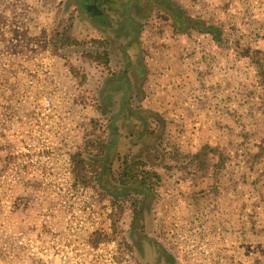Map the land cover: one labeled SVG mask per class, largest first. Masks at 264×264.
<instances>
[{
  "label": "rangeland",
  "instance_id": "374dc122",
  "mask_svg": "<svg viewBox=\"0 0 264 264\" xmlns=\"http://www.w3.org/2000/svg\"><path fill=\"white\" fill-rule=\"evenodd\" d=\"M64 1L0 0V264H125L126 260V255L116 258L113 244L99 247L101 253L91 252L86 240L94 230H108L107 212L92 200L90 192L70 186L69 155L82 143L92 140L106 147L111 139L102 127L94 133L97 138L84 136L90 129L89 119L95 114L92 104L101 106L97 96L107 73L92 69L94 61L89 57L95 49L82 47L81 43L88 42L95 33L85 27L87 24L78 14L67 31L68 41L60 38L65 25L61 19L68 11ZM186 1L195 7V13L202 11L207 18L217 21L215 24L231 43L264 59V0ZM194 11L190 9L191 15ZM134 14L142 20L141 14ZM161 17L155 13L146 20ZM153 39L142 42L151 59L145 105L157 109L163 108V103H158L157 91L167 86L164 80L169 81L161 71L185 76L189 74V63L182 59L184 56L173 60L174 54L164 55L156 49L157 42L153 45ZM59 44H64V48L57 52ZM221 49H213L212 64L216 69H225L227 76H236L241 69L248 73L256 70L253 60ZM83 53L90 77L82 90L78 87L81 71L76 65ZM166 58L173 66L168 65ZM67 65L73 66L79 75L72 76ZM257 73L262 75L260 70ZM177 76L174 77L179 79ZM190 90L197 92L198 88L192 85ZM257 91L262 117L249 121L255 108L246 101L247 112L235 111L228 121L229 128L238 133L245 163L238 167L225 163L219 167L217 157L211 155L203 174H192L187 178L190 181L179 184L170 182L176 169L167 170L169 161L156 156L161 130L154 125L143 130L137 124V131L132 132L130 120L120 124L116 148L102 171V185L114 196L119 193L120 168L125 159L129 163L140 162L142 171L156 172L162 183L154 194L152 189L139 186L134 192L130 188L124 191L132 210H141L136 222L132 211L124 216L125 228L132 221L128 240L141 263L159 264L153 258L155 251L150 252L146 244L155 241L153 221L162 233L161 238L171 247L174 238L169 235L179 231L187 237L190 228L185 225H190L196 215L198 227L216 229V239L218 227L219 236L225 231L221 240L228 241L227 251L232 257H239L241 252L242 264H264V88ZM116 108L108 107L107 115L116 112ZM171 111L166 110L165 115H171ZM170 123L168 133L179 127L174 119ZM250 126L255 131L248 135ZM168 133L166 129V138ZM238 156L234 157L237 162ZM241 228L239 248L236 231ZM141 238L144 242H140ZM215 243L217 246L221 241ZM169 264L175 262L170 260Z\"/></svg>",
  "mask_w": 264,
  "mask_h": 264
},
{
  "label": "built area",
  "instance_id": "2783aa9c",
  "mask_svg": "<svg viewBox=\"0 0 264 264\" xmlns=\"http://www.w3.org/2000/svg\"><path fill=\"white\" fill-rule=\"evenodd\" d=\"M183 1L189 10L191 9L194 11L195 7L192 4L188 3L186 0ZM191 17L205 22L217 23L214 19L211 20L207 18V15L202 11H198V13H195L194 11V15H191ZM153 40V45L157 42L156 45L158 46L156 49L161 53L163 52L164 55L174 54L175 57L169 56L173 60L179 59L180 56H184L185 58L182 59H186L189 63V68L187 69L189 74L185 76L180 73L179 76H177L178 74L174 75L172 73L167 75L165 71L162 70L161 72H164V79H169V81L164 80V85L167 86H164L160 91H157L159 94L158 103H163V108L158 107L156 109L151 105H147L149 108L158 111L164 117L167 124V133L169 130L168 127L171 125L170 122H172L173 119L177 122L179 127H175V129L173 127V130L169 131L167 138L165 136L166 142L173 146V148L181 155H193L197 153L201 147L209 146L218 150L226 157V165L238 167L244 164L245 156H241L244 155V151L240 145V138L238 137L237 132L229 128L228 121L231 120V115L235 111L239 113L247 112V106L244 105L246 101H250L251 106L255 108L254 114L249 121L262 117V111L260 110L261 105L260 102L258 103L259 92L257 90H259V88H264V82L262 75L260 76V74L257 73L259 71L258 67L256 66V70L252 73H248L247 71V73L243 72V69H241L240 71H237L240 74H237L236 76H227L225 69H216L214 64H212L215 56L213 49L221 48H217L209 35L195 31H192L191 34L187 36L154 38ZM211 45H213L212 50ZM150 49L151 48H149V50ZM223 49L226 52H233L235 57H241L231 48ZM156 54L158 53H154V55ZM148 55L149 53L147 52L146 65L149 73V62L151 59ZM167 62L169 63V66H173L169 59H167ZM170 71L171 68L167 70V72ZM174 76L179 77V79ZM188 85L190 87L187 88ZM192 85L198 88L197 92L190 90ZM163 90L164 92H162ZM242 95H244V99H242ZM154 97L156 98L157 96ZM154 101L155 100H153V102ZM147 104L149 103L147 102ZM166 110L168 112L172 110L171 115H169V113L165 115ZM168 116H170V119ZM248 128L251 129L250 131H247L246 134H253L255 131L253 126ZM237 155H239V160H242L241 163L239 160L238 162L235 160L234 157ZM68 165L70 186L74 189L81 190V192H90L92 200L105 207L107 212L108 230H94L91 233L110 232L111 222L109 214L111 213V208L109 207L108 202H100L99 197L95 192L89 188H84L78 182H75L71 175L72 164L70 161V155ZM175 175L171 176L170 182L173 184H179L181 181H190V179L187 178H190L191 176L186 177L180 172L178 173V170L175 171ZM195 216L191 219L193 224L190 223V225H185L187 229L190 228L187 237L181 236L179 231H176V234L173 233L172 235H169L173 236L174 239L171 243V247L169 245L168 247L175 251L183 264H237L238 262L242 264L241 252H239V257H232L227 251V248L229 247L228 241L221 240L225 231L219 236L221 228L218 227L219 231L216 234L218 239H216L213 237L215 236L216 229L211 226L210 231L213 233H209L210 231H207L205 226H203V228L198 227ZM174 226L177 227V223H175ZM236 235V246L241 248L243 238L242 228L236 231ZM211 237L213 238L210 239ZM216 241H221V244L216 246ZM108 244H113L116 247L115 242L103 243L97 248H92L88 243L87 246L91 252H95L96 254V252H103L99 247ZM115 249L117 252V247ZM124 255H126L124 263L130 264L128 252L124 253Z\"/></svg>",
  "mask_w": 264,
  "mask_h": 264
},
{
  "label": "flooded vegetation",
  "instance_id": "af4514ba",
  "mask_svg": "<svg viewBox=\"0 0 264 264\" xmlns=\"http://www.w3.org/2000/svg\"><path fill=\"white\" fill-rule=\"evenodd\" d=\"M64 7H66L68 11L61 19V23L65 25L63 26L64 31L60 34V38L68 41L67 31L77 14L80 19L84 20V24H87L85 27L94 31L95 35H90L92 37L88 39L89 41L86 43L83 42L81 45L87 49H95V53L93 52V57H91L94 61L92 62V69H98V71L102 70L107 73L102 79L100 88L102 90L99 91V95L97 96L98 102L101 103V105H106L111 110L115 106L117 107L116 112L103 115L100 107L92 104V109L95 113L93 117L99 123L97 129H95L97 130L96 132L99 133L100 127H102V130H105V128L108 129L106 133L111 139L110 148H107V150L109 149L108 157L116 148V140L120 134V124H124L126 121L129 122L130 120L132 132L137 131V124H140L143 130L153 125L156 126L159 131L161 130L162 134L156 156H158L159 159L163 157L168 161L167 157H170V153L174 148L165 140L167 128L166 121L158 111L145 105V86L148 71L146 65V51L142 42L148 38H175L191 34L192 31L178 33L172 27V19L174 18L176 9H179L182 13L192 18L190 10L184 1L65 0ZM134 13L141 14L142 20L138 19V15ZM155 13H160L163 16L160 18L164 19L161 23H155L160 19H154L153 21L151 19L146 20L148 15ZM154 23L156 24L155 26H153ZM99 36L102 38H99ZM59 40L62 41V39ZM95 43L98 44L96 45ZM63 45L64 44H59L61 47ZM84 55L85 53L79 56V62L77 63L79 65H76L78 66V70L81 71L78 77V87L81 86L82 90L84 86H86V78L90 77V69L88 65L84 63L85 59L82 58ZM106 55L108 57H106ZM95 60H98V62H95ZM133 142L135 141L133 140ZM158 168H160V166ZM138 211L139 214L134 220L135 222L140 219L141 210L138 209ZM131 222L126 230H130ZM151 229L152 238L155 241H153L154 243L145 241L149 246L150 252L154 250L156 253V255L154 253L153 258L157 260L159 264H169L170 260H173L175 264H183L175 251L168 247L164 239L161 238L162 233L154 221ZM141 241L144 242V239L141 238L140 242ZM128 254L130 264H143L137 257L135 249H133L132 252H128Z\"/></svg>",
  "mask_w": 264,
  "mask_h": 264
},
{
  "label": "trees",
  "instance_id": "16d2710c",
  "mask_svg": "<svg viewBox=\"0 0 264 264\" xmlns=\"http://www.w3.org/2000/svg\"><path fill=\"white\" fill-rule=\"evenodd\" d=\"M172 20V27L178 33L195 31L201 34L209 35L218 48H231L239 56H244L253 60L261 71L264 82V59L257 56L258 54H255L251 50L241 47L239 44L234 45V43H231V41L226 39L224 36L223 30L215 23L190 18L179 9L175 10L174 18ZM95 44L97 45L98 43ZM61 48H64V46L56 48V51L59 52ZM92 54L93 52L90 53L89 58L93 57ZM107 55L106 57H108ZM67 66L71 71L72 76L79 75V73L74 70L73 66ZM107 108L108 107L104 104L100 106V110L103 115L107 113ZM89 120L90 121L87 126L90 129L86 131L87 133L84 136L88 138H92V136L97 138L94 133L96 131L95 127L98 121L94 117ZM107 148H110V142L106 143V147L103 144L99 145V143L96 145V143L92 140L86 144L82 143L81 146L79 145L76 151L70 154V161L72 164L71 175L76 183L78 182L82 187L89 188L95 192L99 197V201L108 202L109 207L111 208V213L109 214L111 222L110 232L91 233L87 240L88 245L92 248H97L103 243L115 242L118 253L116 258L118 259L120 258L119 256H123L124 253L127 252H132L134 249L128 240L129 230H126L124 227V216L130 214L132 211V213H134V221L139 214L137 208L132 210L130 205L131 203L129 204L127 201L124 191L127 190L126 188H130L129 190L134 192V188L139 186L140 188H147L149 190L152 189L151 191L154 194L155 191L157 193V188H161L162 183L160 176L156 172L142 171L144 167L140 162L129 163L127 159H125L121 163L122 166L120 168L119 177V184L122 189L114 196L112 191L102 185V181H100L102 178V171L105 170L106 162L108 161L109 149L107 150ZM211 155H215L217 157L219 167H223L225 165L226 157L222 153L209 146H203L193 155H181L176 149H173L170 153V157H167L169 164L165 167H167V170L176 169L186 177L197 173L203 174ZM97 159H99V161H97ZM218 166L216 169H218ZM149 192L150 191H148L147 194ZM131 228H134V226Z\"/></svg>",
  "mask_w": 264,
  "mask_h": 264
}]
</instances>
